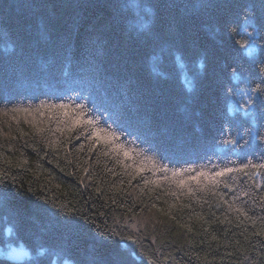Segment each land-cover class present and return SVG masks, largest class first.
<instances>
[{"label":"trees","instance_id":"16d2710c","mask_svg":"<svg viewBox=\"0 0 264 264\" xmlns=\"http://www.w3.org/2000/svg\"><path fill=\"white\" fill-rule=\"evenodd\" d=\"M260 60L264 0H0V264H264Z\"/></svg>","mask_w":264,"mask_h":264},{"label":"snow or ice","instance_id":"6c2138e0","mask_svg":"<svg viewBox=\"0 0 264 264\" xmlns=\"http://www.w3.org/2000/svg\"><path fill=\"white\" fill-rule=\"evenodd\" d=\"M245 24L248 25V19L245 18ZM252 26V25H248ZM234 31V29H233ZM255 31V28H254ZM258 35V34H257ZM249 39H252L253 41L257 38L253 36V33H248ZM242 47L246 48V55L251 57L253 52L255 51L256 45L253 43L252 46H249L247 43H242ZM252 77H255L253 80ZM231 79L234 81H238L240 79L239 73L234 69L231 75ZM249 83L246 91H244L242 95L243 104H244V111L247 115H250L252 117H255L257 114V111L261 108H264V60L260 61H253L252 67L250 69V75L247 78ZM186 86L190 87L191 82L185 81ZM60 109H66V105H58L57 106ZM85 105H80V110L77 113L79 116L80 113L85 112ZM103 119V118H101ZM101 119H97L94 115L91 119H88L85 116V119L83 121L84 125L89 129V135L87 138H90L94 141V143H100L101 139L103 138L106 146H111L108 144L109 138L113 141L122 143L121 137L124 135L122 132H118L115 128L112 127L111 124H108L106 120H104L103 123H101ZM76 123L79 122V120L75 121ZM256 139L264 141V137L257 136ZM232 143H236V141H232ZM112 150L115 152L117 149L115 147L112 148ZM125 156H128V152L124 153ZM264 159V157H262ZM244 167H251L254 169H264V163L261 164H255L253 165L251 162L246 164ZM234 169L227 168L222 169L220 171L214 172L212 175H208L203 170L199 169H190L189 171L193 173L192 176L189 177L191 181H196L197 183L200 182L201 177H204L205 179H209L211 181H216L217 177H222L226 175L228 172H232ZM162 171H167V169H162ZM178 173L173 172V175H177ZM183 174V170H181V173ZM183 183V182H182ZM225 187H228L227 184H225ZM187 191V189H186ZM246 195V194H245ZM131 240V238H128ZM134 244L135 241H132Z\"/></svg>","mask_w":264,"mask_h":264},{"label":"rangeland","instance_id":"374dc122","mask_svg":"<svg viewBox=\"0 0 264 264\" xmlns=\"http://www.w3.org/2000/svg\"><path fill=\"white\" fill-rule=\"evenodd\" d=\"M29 114V113H28ZM37 116H39V115H36L35 116V114H33V113H31L30 115H28L26 118H32L31 120L32 121H35V120H38L37 118H42V116L41 117H37ZM5 118H6V116H4ZM56 118H53V121H52V124H49L48 126H46L45 125V128L46 129H50L51 131H53V132H55V131H57L60 127H68V126H72V125H75V121H73V118H71L70 116H55ZM58 117H60V118H58ZM43 120V119H42ZM42 120H41V122H42ZM8 121L10 122L11 121V118H8ZM41 124V123H40ZM77 124V123H76ZM43 124H41V126H40V128H43ZM154 166V165H153ZM214 172L213 171H211L210 173H208V175L210 176V175H212ZM177 176H180V174H177ZM154 177V176H153ZM188 178L189 177H186V181H188ZM154 179H157L156 177L154 178ZM177 179H179V180H181V181H183L184 182V177H182L181 178V176L180 177H177ZM157 180H160V179H157ZM207 181H209V179H205V180H201L200 179V182H199V184H202V183H205V182H207ZM180 186H182V183H180ZM17 253H20V252H16V253H14V254H17ZM13 254V255H14Z\"/></svg>","mask_w":264,"mask_h":264},{"label":"water","instance_id":"95a60500","mask_svg":"<svg viewBox=\"0 0 264 264\" xmlns=\"http://www.w3.org/2000/svg\"><path fill=\"white\" fill-rule=\"evenodd\" d=\"M28 255V252L27 251H24V252H20V253H17L15 254L12 259L15 260V261H19L21 260L24 256H27Z\"/></svg>","mask_w":264,"mask_h":264}]
</instances>
